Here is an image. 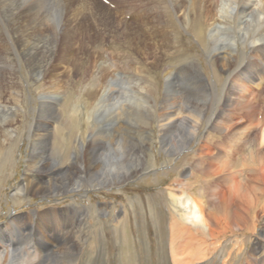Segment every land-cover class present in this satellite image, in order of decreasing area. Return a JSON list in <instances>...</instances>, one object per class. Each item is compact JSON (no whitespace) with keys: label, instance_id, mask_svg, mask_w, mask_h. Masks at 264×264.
Masks as SVG:
<instances>
[{"label":"bare ground","instance_id":"6f19581e","mask_svg":"<svg viewBox=\"0 0 264 264\" xmlns=\"http://www.w3.org/2000/svg\"><path fill=\"white\" fill-rule=\"evenodd\" d=\"M108 1L0 0L1 147L11 143L13 136H20L14 121L16 113L22 114L20 107H8L5 99L9 91L15 102L21 97L18 88L25 78L24 70L39 90L40 107L36 106L35 118L26 126L27 144L33 153H40L46 143L57 149L56 125L67 122L60 110L65 98L58 94L63 76L80 73L85 81L92 74V87L84 91L81 86L90 103L86 123L95 118L102 125L113 126L117 118L113 122L106 115L117 111L127 112L141 123L138 132H131V125L122 131L115 125L112 138L104 137L97 127L82 131L80 137L78 130L72 131L65 154L58 152L60 161L44 156L31 159L28 170L34 171L32 178L24 175L11 199L15 204L22 201L20 195L55 197L67 191L114 189L138 181L146 173L155 175L159 167L155 160H149L156 146L154 137L140 136L154 124L163 137L162 153H169L163 166L176 164L198 138L191 157L185 155L190 164L164 189L174 214L170 226L173 264H215L218 252V264H264V0ZM60 2L64 6L58 8ZM173 16L196 36L211 65L212 78L206 75L199 57L172 63L183 67L182 94L177 92L171 65L164 62V56L172 57L179 42L171 33ZM199 30L204 33L202 38ZM112 37L128 44L130 56L145 65L152 61L166 87L173 88L160 113L153 112L148 120L135 108L132 115V108L125 110L123 104L115 110L117 102L110 110L105 108V98H118L112 93L113 78L106 84L101 82L102 64L108 61L109 53L102 45L92 50L89 43H106ZM84 53L89 55L85 63L81 61ZM92 59L99 64L88 71ZM110 68L109 64L108 72ZM130 70L138 76L137 70ZM103 142L107 144L104 148ZM114 146L120 153L113 152ZM72 207L65 212H31L27 221L33 241L28 247L13 246L23 240L24 224L18 216H9L0 227V264H63L66 255L71 257L67 264H79L84 244L77 240L90 239L84 232V219L75 218L73 232L59 233L72 212L86 208ZM98 208L108 210L105 204ZM47 224H53L57 232L43 229ZM8 230L14 237L6 240L2 233ZM247 234L249 237L244 236Z\"/></svg>","mask_w":264,"mask_h":264},{"label":"rangeland","instance_id":"374dc122","mask_svg":"<svg viewBox=\"0 0 264 264\" xmlns=\"http://www.w3.org/2000/svg\"><path fill=\"white\" fill-rule=\"evenodd\" d=\"M167 1L169 2V0ZM63 6L64 3L60 2L58 8ZM173 23L174 26L171 28L172 37L179 42L175 47V51L171 52L170 56L172 57H169V55L164 56V62L165 64L167 63L165 66L171 65L170 69L173 70L172 73H174L172 76L174 81H176V89L178 88L177 92L182 94L183 85L181 84V79L184 76L183 67H175L172 63L182 59L199 57L202 60L206 75L212 78V74H210L211 65L209 59L206 58L205 52L197 42L196 36L182 28L174 16ZM198 33V36L202 38L204 33L200 30ZM110 39L109 42L106 43L93 40L89 43L90 49L94 50L102 45L107 51V54L109 53L108 61L102 64L104 71L100 73L102 76L101 82L106 84L109 78H113L112 93L118 98H105V108L109 107L110 110L117 102L115 104V110L123 104L122 108L125 110L132 108V110H130L132 115L136 113L134 108L138 110L139 113H145L146 120H148V117L153 112L159 114L162 106H165L164 101L169 97L173 88L166 87L165 79L159 70L152 66V61L147 62L148 65H145L142 61L134 58L133 55L130 56L128 44L124 40H113V37ZM120 53L124 54V56H121L122 58H120ZM88 57L89 55L84 53L81 61L85 63ZM98 64L96 59L89 61L87 66H90L91 69L88 71L95 69ZM109 64L111 65L110 72H108ZM129 68L137 70L139 72L138 76L132 74ZM125 71L127 74H125ZM22 73V77L25 78L21 80L22 84L18 88V90L21 91V97L15 102L14 94L12 91H9L6 93L5 99L8 107H12L15 104L17 107H20L19 111L22 114L16 113L14 116V121L17 123L16 127H18L17 130L20 136L18 139L13 136L11 143L5 144L3 147L0 146V227H3L5 223L10 220L9 216H11V218L18 216L16 218L22 219L24 224L22 230L23 240L17 242L13 246L15 248L28 247L30 241H33V233L30 229L31 226L29 227V221H27L31 212L48 209L65 212L68 207L72 209L73 205H78L86 208H83L79 213L72 212L71 215L67 217L70 220H66L67 222L64 226L59 227L60 230H64L65 232L59 233L69 234L68 232H73L72 229H75L76 221L78 219H84L85 225H87L84 232L88 237L90 236V239L84 242L77 240L79 244H84L82 245L83 250L80 255L79 264H173L170 247V226L174 214L172 212L173 207L170 204V198L164 189L171 180L178 176V171L186 169L184 167L190 164L191 160L189 157H191L192 151L195 149V146H197L196 142L198 138L195 139V142L189 149L184 151L183 158L179 159L176 164L171 167L163 166V161L168 158L169 153H162L164 152L162 151L164 148L162 149L163 145L161 140L163 137L160 136L157 126L153 124L154 127H152L149 132H144L140 136H148L151 134L154 137V146H156L152 148L153 151H151L153 154L149 160L150 163L155 160L156 166L159 167L155 175L149 176V174L146 173L141 175V179L138 181H130L114 189L97 188L87 192L85 190H76L75 192L67 191L56 194L55 197H42L38 195L26 197L20 195L18 199L22 201L14 204V201L11 199V194L14 193L15 188L24 181V175H28L29 179L32 178L34 171L31 172V170H28V165L32 164L31 159L34 156H44L56 162L60 161L61 156L59 153L65 154L63 152H65L66 148L70 145L72 131L78 130V135L80 137L82 131H86L87 129L93 130L97 127L104 137L112 138L115 125H117V128L119 127L121 131V128L128 129V125H131V132H138L141 126V123L136 117H128L127 112L120 111L106 115V117L109 116V120L113 122H115L114 119L117 118V124L115 123L113 126L109 124L102 125L95 118L92 120L91 124L86 123L88 120L86 114L88 108H90V103L86 100L84 91L92 87V74L87 76L85 81L84 75L80 73L63 76L58 94L60 99L65 98L63 109L60 107V110L64 112L63 114L64 117L67 118V122L65 124L56 125L58 128L55 138L57 140V149H53L51 145H47L46 143L45 145L42 144L43 150L40 153H33L27 144L29 132L28 130L26 131V126L31 118H35L34 109L36 106H38V108L40 107L39 97L36 95V92H39V90L37 85L32 80L28 79L29 74L25 70ZM130 75H133L134 78L129 79L128 77ZM82 85L84 86V91L81 90ZM261 102L262 105H264V99ZM36 114L39 115L38 112H36ZM11 115L8 116V122L10 121ZM141 118L144 117H140V119ZM43 119H46V117H43ZM2 123L3 122H0V124ZM84 134L87 136V139H89V135L86 133ZM115 136L118 139L119 135L116 134ZM172 139L176 142L174 137H172ZM103 146H107L106 142L102 143V148H104ZM112 150L113 152L120 153V149L117 146H114ZM186 154L190 156L185 158ZM196 185L197 183L195 184L197 189ZM104 204L108 207L107 212L99 211L98 207ZM102 217L107 218L104 220ZM75 218L78 219L76 220ZM52 225L53 224H47L43 229H53L51 233L54 234L57 232V228L55 226L51 227ZM14 229L16 230V227ZM18 233H20V231H18ZM239 234L242 235V233ZM11 236L14 237V234L12 235L9 230L2 233V237H5L6 240ZM244 236L249 237L248 234ZM59 238L62 239L63 236L60 235ZM62 259V263L64 264L69 262L71 257L66 255L63 256ZM214 262L215 264L220 262L219 252L215 254L213 258V263Z\"/></svg>","mask_w":264,"mask_h":264}]
</instances>
